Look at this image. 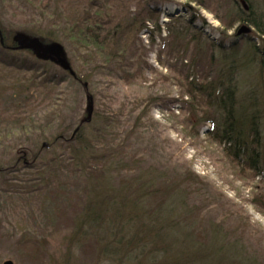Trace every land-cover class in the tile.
Returning <instances> with one entry per match:
<instances>
[{
  "label": "rangeland",
  "instance_id": "1",
  "mask_svg": "<svg viewBox=\"0 0 264 264\" xmlns=\"http://www.w3.org/2000/svg\"><path fill=\"white\" fill-rule=\"evenodd\" d=\"M77 1L83 5L88 0H65ZM111 1L120 19L126 18V13L137 15V8L148 3L160 11L135 37L134 59L128 55L124 61L103 65L104 70L95 72L100 60L91 59L69 43H57L75 76L83 79L79 82L57 62L42 60L27 51L6 53L9 59L26 60L55 72L64 82L56 86L53 106L46 107L49 101L40 102L33 111L36 124L44 127L45 137L34 140L32 144L36 146H31L30 152L15 164L20 157L7 148L20 145L19 150L25 149L32 138L7 133L4 127L16 109L5 99L24 76L0 68V264H152L139 258L137 251L131 255L125 251L115 254L113 248L107 250L111 243L108 234L113 229L111 215L104 213L102 226L87 224L83 219L93 200L91 194L98 190L66 162L69 153L62 146L51 145L56 134L70 137L79 128H92L95 122L97 127L91 132L96 136L97 131L106 130L102 120L108 115L113 117L112 126L104 139L96 138L99 144L93 155L110 159L116 167L125 165L126 171L110 174L111 190L132 193L142 185L155 192L144 203L142 213L149 215L144 222H152L167 235L172 232L168 239L154 240L158 246L164 243V248L171 247L168 254L172 258L182 256V264H192L195 255L214 256L217 250L207 249L209 239L243 240L248 249L245 254L264 264V124L259 171L230 159L224 146L208 135L212 128L202 119L204 110L189 112V98L185 96V78L200 75L213 50L205 47L200 53L193 49L185 53L186 41L173 39L167 31L181 29L178 24L171 25L177 19L190 21L199 17L194 27L203 31L209 45L224 42L229 47L235 41L244 54L254 45L263 48L261 30L252 26L249 33L247 25L236 21L235 6L241 8V0ZM252 1L256 2L257 12L264 11V0ZM47 2L0 0V24L5 34L12 37L14 32H20L26 36L25 31L32 32L33 25H40L35 22L48 24L51 16L39 6ZM240 32L248 34L238 36ZM140 59V77L126 83L128 76L137 75L132 69ZM251 66L241 75L240 95L244 98L252 90L256 97L264 98L259 65ZM259 108L255 110L264 117V104L260 103ZM50 124L53 127L46 129ZM36 154L40 159L33 161ZM10 168L12 174L8 173ZM96 176L104 178L101 173ZM109 197L112 195L104 189L97 200L109 205ZM184 216L194 225L192 239L182 234ZM149 249H155V245L150 244ZM128 255L131 260L126 259Z\"/></svg>",
  "mask_w": 264,
  "mask_h": 264
},
{
  "label": "trees",
  "instance_id": "2",
  "mask_svg": "<svg viewBox=\"0 0 264 264\" xmlns=\"http://www.w3.org/2000/svg\"><path fill=\"white\" fill-rule=\"evenodd\" d=\"M81 2L66 3L65 0H49L48 4L40 3L39 6L42 11L48 13L51 19L48 24L35 22L36 25H40H33L31 28L33 31H25V33L26 37L37 39L44 44L69 43L72 48L79 51L83 50L91 59L100 60V64L94 67L95 72L104 70L103 65H112L124 61L128 55L132 56V59L136 58L135 37L141 28L146 27L148 23L152 22L151 20L156 18L158 13L160 14L158 8L148 3L137 8V15L126 13V18L120 19L111 0H88L86 4L83 3L84 6ZM240 2H242L241 8L238 5L235 6L237 7L235 9L236 21L247 25L249 33L251 32L250 28L253 26L261 30V34L264 36V11H256L255 1L241 0ZM198 18H192L190 21L177 19V21H172L173 24L171 25L178 24L181 29L175 31L173 28H168L167 30L173 39L186 41L183 50L185 53H189L191 49L200 53L201 48L205 47L213 50L208 66H202L204 69L201 68L200 75H197L196 78L191 76L185 78V96L189 98L188 110L189 112H202L204 110L205 116L202 115V119L211 124L212 128L208 135L213 140L215 139L216 143L224 146V153L234 162L240 163L242 161L248 169L259 171L262 166L260 150L263 144L262 125L264 121L262 120L264 117L260 111L257 112L255 109H260L259 104H264L262 102L264 98L259 95V97H256L252 90L244 98L241 97L240 78L244 71L253 67L251 65L255 64L256 66L258 64L260 77L264 80V45L263 48L254 45L249 49V52L244 54L238 50V44L235 41L229 47H226L227 45L224 42L218 46L211 43L209 45L203 31L194 27V23ZM157 22L158 19L156 25ZM5 32L4 27L0 24V68L21 74L24 77L15 83L12 91L5 99L9 105L15 106L16 112L15 116H12L8 121V126L4 128H7V133L10 135L22 134L25 135L26 140L32 138L28 141L29 145H26L25 149L19 150L20 145L7 148L11 154L14 152L16 156L20 157L16 159V164L22 159V155L30 152L31 146H36V144H32L34 140L45 137L44 127L41 123L36 124L33 111L39 106L40 102L49 101L46 107L55 104L56 86L63 83L64 78L55 72L40 69L35 63L32 64L15 57L9 59L7 52L27 51L35 56L37 55L32 50L19 48V44L15 42V37L20 35V32L19 34L14 32L12 37L6 35ZM246 34L240 32L238 36L245 37ZM249 43L252 45L251 42ZM192 44L194 47L191 46ZM142 63L141 59L136 61L137 66L133 67L132 70H135L134 72L137 75L128 76L125 79L126 83L131 84L140 77L138 71H140V68L143 69L141 67ZM194 63L193 60L192 64L194 65ZM41 72L42 74H39ZM75 74L76 72L71 73L76 80L83 82V79L77 75L75 76ZM262 96L264 97V95ZM41 97L43 98L41 99ZM1 98L0 93V100ZM199 112H197V115L200 114ZM2 116L0 115V118ZM111 118L113 117L108 115L104 118L105 121L102 120L106 130L97 131L96 136L91 132L97 127L95 122L91 124L92 128H79L70 137L60 135L61 133L56 134L51 143L53 146H62L69 153L66 162L74 166L77 174H82L88 181L91 180V182L89 181L91 188L99 191L91 194L90 199L93 200L89 201L83 219L87 224L92 225L95 223L102 226L101 221L104 220V213L111 215L109 216V223H111L113 229L108 234L111 243L108 242L107 250L113 248L115 254L125 251V253L132 255L137 251L139 258L151 261L152 264H182V260H185L182 256L172 258L168 254L171 247L166 246L164 248L162 246L164 243L160 244L159 247L154 242L156 239H161V241L164 238L168 239V235L172 232L168 231L169 234L167 235L158 226H153L152 222H144L145 218L147 219V216H149L145 212L142 213V210L145 211L144 203L151 196L153 197L155 192L147 191L148 188L142 185L136 187L135 192L132 193H130L131 191L122 193L121 190H111L110 174L126 171L125 165L116 167L111 165L112 161L110 159L104 160L93 155L97 149L96 146L99 144L96 138H105V132H108L113 123ZM141 120L142 118H139V121ZM99 121L101 120L99 119ZM52 127L53 125L50 124L45 128L51 129ZM5 137H8V135ZM44 147L45 145L42 149ZM37 148H39V144ZM40 150L41 148L38 151ZM36 159H40L37 154L34 155L33 161ZM54 162L57 163L55 160ZM15 164L13 166H16ZM55 166H59V164ZM8 173H13L11 168ZM96 173H101L104 178L97 177ZM45 179L41 183L42 187H44ZM104 189H108L112 195V198L109 197V205L101 204L97 200L98 194ZM105 208L108 210H105ZM153 218L150 217L154 224H157ZM184 218L186 221L182 220L185 225L182 234L186 236L185 239H192L194 225L189 222V219H186L187 216H184ZM180 219L182 217H179ZM130 233H132V236ZM151 242L155 245V249H149L150 244L153 246ZM208 243H211V245L208 244L207 249L211 252L213 249L217 250L213 253L214 256L206 258L195 255L192 264H263L257 257L254 258L245 254L248 249L243 240L240 242L227 241L226 239H209ZM193 247L196 249V246L193 245ZM131 258L128 255L126 259L131 260Z\"/></svg>",
  "mask_w": 264,
  "mask_h": 264
},
{
  "label": "water",
  "instance_id": "3",
  "mask_svg": "<svg viewBox=\"0 0 264 264\" xmlns=\"http://www.w3.org/2000/svg\"><path fill=\"white\" fill-rule=\"evenodd\" d=\"M15 42L19 44L22 50H32L39 58L43 60H52L57 62L64 70L73 73L71 66L64 58V50L59 44L45 45L37 39L28 38L22 34L15 37ZM92 102V98H90ZM5 264H13L11 261Z\"/></svg>",
  "mask_w": 264,
  "mask_h": 264
}]
</instances>
